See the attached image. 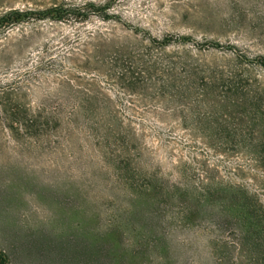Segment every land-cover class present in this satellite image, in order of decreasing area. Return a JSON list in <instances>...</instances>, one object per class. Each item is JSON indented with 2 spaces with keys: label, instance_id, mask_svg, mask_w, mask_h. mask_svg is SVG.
<instances>
[{
  "label": "rangeland",
  "instance_id": "obj_1",
  "mask_svg": "<svg viewBox=\"0 0 264 264\" xmlns=\"http://www.w3.org/2000/svg\"><path fill=\"white\" fill-rule=\"evenodd\" d=\"M88 3L109 19L35 15ZM10 9L34 14L0 30L8 264H264L228 207L264 205V166L238 138L242 101L205 96L197 78L184 96L170 79L185 53L198 73L264 89V0H0ZM164 37L191 40L150 46ZM225 128L228 144L213 138Z\"/></svg>",
  "mask_w": 264,
  "mask_h": 264
},
{
  "label": "trees",
  "instance_id": "obj_2",
  "mask_svg": "<svg viewBox=\"0 0 264 264\" xmlns=\"http://www.w3.org/2000/svg\"><path fill=\"white\" fill-rule=\"evenodd\" d=\"M30 14L17 9H10L0 14V30H4L7 27L14 26L28 19ZM97 15L103 20L109 19L105 15L104 8L95 5L93 3L85 4L81 7L67 8L62 7H52L44 11H39L35 13L39 19H51L53 21H61L65 17H73L77 20L83 21L89 15ZM174 40V41H173ZM190 37H178L177 39H170L164 37L162 39H151L150 46L155 49H164L172 44L184 46L186 43L190 42ZM214 46V45H213ZM150 48L149 50H151ZM186 54L180 56L178 59V64L183 65L175 71L173 67V74L170 79L173 81H178L181 86V90L184 96L191 94V78L193 80L197 78L202 86L205 96L215 95L218 92L222 97L220 98L222 102L228 101L231 103V97H236L234 102L242 101L244 115L240 118L241 125L244 129V134L236 135L228 128L223 130H217L213 134V138L220 143L228 144L236 136L240 139L243 144V149L250 156H259L261 164L264 166V110H262L261 102L264 97V89L252 90L247 88L244 79L236 71H225L221 70L218 74H211L210 76L206 72L198 73L197 67L191 69L187 65ZM187 67V68H186ZM207 74V75H205ZM122 80L125 79L123 76ZM136 77H130L128 81L130 84H135ZM203 95V94H202ZM227 104V103H226ZM216 110H227L226 105H221ZM114 126L121 128V123H114ZM256 131L260 133V138L255 137ZM239 200H241L239 202ZM233 199L229 203L228 207L231 210L232 218L241 226L246 242L250 243V250L255 254L261 252V247L264 245V205L258 204L242 196L240 199ZM191 212L187 215L188 220H191ZM0 264H8L7 256L0 250Z\"/></svg>",
  "mask_w": 264,
  "mask_h": 264
}]
</instances>
